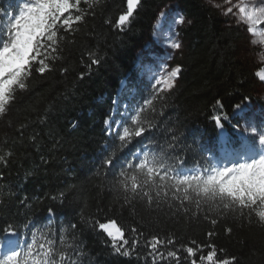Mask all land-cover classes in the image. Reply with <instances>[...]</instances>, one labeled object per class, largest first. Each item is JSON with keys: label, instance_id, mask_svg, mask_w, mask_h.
<instances>
[{"label": "trees", "instance_id": "16d2710c", "mask_svg": "<svg viewBox=\"0 0 264 264\" xmlns=\"http://www.w3.org/2000/svg\"><path fill=\"white\" fill-rule=\"evenodd\" d=\"M162 1L141 0L131 22L118 29L115 20L126 10V0H98L91 7L89 0H81L84 20L72 31L58 33L63 40L53 54L57 59L50 61L51 70L43 75L33 71L27 89L0 116V155L11 154L6 164L0 162V230L13 225L23 233L30 222L50 223L58 244L59 229L64 228L66 239H75L83 253L79 264H153L145 243L152 235L174 240L173 245L160 249L162 254L177 251L178 258H166L159 264H190L181 245L192 246L191 241L214 243L225 250L221 258L236 256L237 264H264V227L250 225L231 213L209 212L207 206L193 216L197 212L194 205H185L189 208L185 213L167 203L159 208L138 199L125 204L123 194L109 183L118 169L101 167L109 154L128 158V151L121 152V146L106 136L104 120L116 107L115 120L130 122L143 106L140 118L157 125L148 134L156 141L153 147L185 157L186 167L211 160L224 139L238 143L244 135L233 128L237 118L223 121V129H218L213 115L232 117L233 106L246 102H255L264 111V100L254 95L255 72L237 58L240 27L227 24L201 0H178L185 23L178 28L183 46L174 63L182 71L174 88L157 99L153 85L136 77L135 45L150 30ZM13 9H17L16 0H0V10L10 13ZM7 20L4 17L5 25ZM167 25L172 30L175 20L169 19ZM160 33L155 32L153 38L168 46L162 43L166 34ZM91 53L99 58L98 64H91ZM155 65L157 70L162 68ZM217 100L221 106H216ZM122 105L127 115L120 116ZM262 124L264 116L255 126ZM49 207L57 212L51 221ZM94 219H115L129 241L138 239L132 255L114 254L106 235L93 227ZM212 219L217 222L212 224ZM133 227L142 235L133 233ZM209 232L214 235L209 237Z\"/></svg>", "mask_w": 264, "mask_h": 264}, {"label": "snow or ice", "instance_id": "6c2138e0", "mask_svg": "<svg viewBox=\"0 0 264 264\" xmlns=\"http://www.w3.org/2000/svg\"><path fill=\"white\" fill-rule=\"evenodd\" d=\"M89 2L91 7L98 0ZM16 3L17 9L10 13L0 10V116L5 115L16 102L18 94L27 89V81L33 71L43 75L51 70L50 61L57 59L53 54L59 51L60 41L63 40L58 33L70 32L74 25L84 20L80 10L81 0H16ZM140 3L141 0H126V10L119 14L114 26L122 29L129 24ZM212 6L220 11L222 17L235 21L238 27L246 26L247 34H258L259 43L264 45V0H223ZM74 12L77 14L74 15ZM4 17H8L6 25ZM182 22L183 17H179L177 23ZM251 44L255 45L257 41L252 40ZM171 47L179 50L182 45L173 41ZM243 50H250L247 44ZM88 59L91 64L100 62L94 53L89 54ZM261 59L264 60V54H261ZM164 71L166 74H162L153 85L152 92L157 99L165 98L174 88L182 69L180 65L170 70L165 66ZM255 75L264 81V72L257 71ZM243 99L248 100L249 97ZM221 105L222 102L217 100L216 106ZM233 107L232 117L220 113L213 115L211 120L218 129H223V121L239 117L233 128L240 133V120L244 119L246 106L239 103ZM142 111L143 106L141 111L131 116L130 122L114 118L111 122L107 118L104 120L106 136H111L114 143L121 146V152L128 151V158L117 159L114 154H109L101 165L108 170L118 169L109 183L114 191L123 194L125 204L138 199L149 207L155 205L159 208L162 203H167L170 208L175 207L177 211L183 209L185 213L189 211L185 205H194L197 212L193 216L207 206L209 212L217 211L221 215L231 213L250 225L264 227V124L260 128L244 127V135L238 137V143L224 139L219 153L214 154L211 160L205 158L202 164L186 167L185 157L170 156L153 147L156 141L149 139L148 134L157 125L142 120ZM248 123L245 120V124ZM249 136L255 139L250 140ZM10 155H0V162L6 164ZM59 195L63 198L64 193ZM56 214V209L48 208L49 221ZM216 222L211 220L212 224ZM71 227L74 230L76 225ZM93 227H98L106 235L116 255L129 257L138 245V239L129 241L125 237L124 229L115 219H106V222L94 219ZM24 228L23 233L13 225L0 230V264H79L83 253L75 239L71 242L66 239L64 228L59 229L58 244L57 232L50 223L36 225L30 222ZM131 230L142 235L135 227ZM226 231L230 233L231 229ZM208 235L211 237L214 233L209 232ZM145 243L153 264H159L166 258H178L177 251L168 250L166 255L160 251L174 244L171 237L152 235ZM191 245H181L190 264H237L236 256L225 254L221 258L225 250L218 249L214 243L197 244L191 241ZM205 249L206 255L200 254L197 260L195 257Z\"/></svg>", "mask_w": 264, "mask_h": 264}, {"label": "rangeland", "instance_id": "374dc122", "mask_svg": "<svg viewBox=\"0 0 264 264\" xmlns=\"http://www.w3.org/2000/svg\"><path fill=\"white\" fill-rule=\"evenodd\" d=\"M203 3L214 8L218 14L221 16L220 11L213 7L214 3H222L223 0H201ZM180 2L178 0H163L160 6L157 9L156 16L152 21L151 28L147 32L144 39L135 45L134 51L136 54V63L134 65L136 71V77L141 78L151 85H155L157 83V79L160 78L162 74H166L165 66H167V70L175 67L174 57L181 51V49L176 50L171 47V43L173 41H179L183 46V42L181 41L178 35V28L185 23L183 18L182 23H177V19L179 17H183L180 12ZM224 20H226L227 24L236 25L235 21H229L227 18L221 16ZM174 19L175 25H173V29L169 30L168 20ZM157 22V23H156ZM155 23V24H154ZM156 24H158L156 26ZM242 32V38L237 44V58L244 65H247L253 69L256 73L257 71L264 72V60L261 59L262 49H264V45L259 43V35L247 34L246 26L240 27ZM161 32L160 34H166V40L162 39V43L166 42L168 46L161 45V40L159 38H153V34L155 32ZM256 40L257 44L252 45L251 41ZM159 42V43H158ZM250 49L249 51H244L245 45ZM159 64L162 68L156 69V65ZM155 77V79H154ZM256 78V86L254 89V95L264 100V81H261L259 77L255 75ZM176 81V80H175ZM246 106V110L244 113V119L240 120L241 129L240 131L244 134V127L255 126V124L261 120L264 116V111L255 103V102H246L244 103ZM117 107L112 111V115L109 118L110 122L115 117L113 116L116 113ZM122 112H120V116L125 115L124 105L121 106ZM239 119V117H236ZM245 120L249 123L245 124ZM107 128V126H106ZM224 137V134H223Z\"/></svg>", "mask_w": 264, "mask_h": 264}]
</instances>
